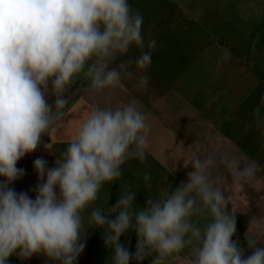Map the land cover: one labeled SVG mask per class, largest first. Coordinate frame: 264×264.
<instances>
[{
	"label": "clouds",
	"instance_id": "9594fccd",
	"mask_svg": "<svg viewBox=\"0 0 264 264\" xmlns=\"http://www.w3.org/2000/svg\"><path fill=\"white\" fill-rule=\"evenodd\" d=\"M142 24L143 15L128 0H0V264H8L13 255L76 264L85 247L82 213L97 200L104 183L123 175L126 161L145 160L147 115L136 101L115 108L95 105L55 167L49 169L42 158L34 161L39 181L35 199L10 187L24 175L17 162L41 145L42 135L54 124L63 123L68 105L63 97L75 78L89 80L92 93L122 86L132 76L133 62H121L118 68L109 64L132 46L140 49L136 69L146 73L157 42L150 37L144 51ZM149 79L141 75L136 88L146 89ZM49 84L54 108L46 99ZM262 107L264 97L254 109L257 127H264ZM220 166L236 186L254 181L259 168L256 161L228 152L218 160L194 154L187 182L166 198L148 196L146 207L140 208L134 207L136 192L121 191L107 213L92 207L90 223L104 229L112 264H141L147 257H152L151 264H166L193 245L190 264H264V247H248L251 253L245 256L233 239V198L221 188V176L213 175ZM143 179L148 182L150 175ZM202 217L211 218L203 227L194 222ZM130 230L136 235L134 253L120 243Z\"/></svg>",
	"mask_w": 264,
	"mask_h": 264
},
{
	"label": "rangeland",
	"instance_id": "374dc122",
	"mask_svg": "<svg viewBox=\"0 0 264 264\" xmlns=\"http://www.w3.org/2000/svg\"><path fill=\"white\" fill-rule=\"evenodd\" d=\"M128 3L143 15L144 51L149 50L150 37L157 46L146 73L136 69V46L115 57L117 65L133 62L132 76L122 80L123 86H129L135 98L162 99L167 112L183 114L188 129L183 138L196 149L217 140L264 160L259 158L264 127H257L254 116L264 97V0ZM144 74L150 77L147 88L137 89ZM217 130L220 134L212 137ZM104 186L114 190L111 184Z\"/></svg>",
	"mask_w": 264,
	"mask_h": 264
},
{
	"label": "crops",
	"instance_id": "0c3cea01",
	"mask_svg": "<svg viewBox=\"0 0 264 264\" xmlns=\"http://www.w3.org/2000/svg\"><path fill=\"white\" fill-rule=\"evenodd\" d=\"M109 68H118L117 60L114 59L109 64ZM89 86L90 81L82 75L75 78L74 84L63 97L68 101L64 109L66 116L63 123L59 126L54 124L49 134L42 135L41 145L17 162L16 167L23 169L24 175L10 185L17 193H27L30 198L35 199L34 189L39 183L34 170V161L37 158L44 159L49 169L55 167V160L61 159V152L66 150L69 142L75 138L81 123L93 106L115 108L133 99L136 101L137 106L147 115L149 147L146 158L143 162L138 159L126 161L121 166L123 175L116 181L104 183L97 200L82 213L81 234L85 235L83 241L85 247L76 264H112L113 249L105 246L104 229L96 228L90 223L92 207H100L107 213L108 207H112L117 202L121 191L136 192L134 207L140 208L146 207L148 196L153 199L166 198L181 182H187V172L192 170L190 164L194 154L201 157L213 155L218 160L220 154L228 152L231 155L242 157L245 162L253 160L257 162L259 168L256 178L250 184L234 185L231 176L222 166L214 169L213 175L221 176V188L225 190L226 195H231L233 198L229 205L230 209L235 208L236 214V234L233 238L238 240L240 246L245 249V256L251 253L248 247H264V160L253 158L247 150L237 153L235 146L215 143L217 140H210L211 144L203 145L197 151V145L189 144L188 140L183 138L188 130L186 120L182 117L183 114L167 112L166 106L161 107L162 99L151 98L142 101L131 94L129 86H123V84L117 88L105 89L100 93L90 92ZM46 99L54 108L56 97L51 93L50 84ZM219 134L217 130L216 134H211V136L217 137ZM262 153L264 150L261 151L259 158L264 159ZM175 165L176 170L173 172L171 169ZM145 173L150 175L148 182L143 179ZM3 182L4 178L0 177V183ZM109 184L114 187L113 191L109 190L111 187L104 186ZM110 218H114V215ZM210 219V217L194 218V222L203 227ZM120 243L134 253L135 233L131 230L126 232L121 236ZM194 247V245L187 246L181 252L173 254L166 264H190ZM155 255L153 253V257ZM151 260L152 257H147L141 264H151ZM8 264H52V262L43 255H33L29 259H21L13 255L9 257ZM130 264H138V262L131 260Z\"/></svg>",
	"mask_w": 264,
	"mask_h": 264
},
{
	"label": "trees",
	"instance_id": "16d2710c",
	"mask_svg": "<svg viewBox=\"0 0 264 264\" xmlns=\"http://www.w3.org/2000/svg\"><path fill=\"white\" fill-rule=\"evenodd\" d=\"M234 239V238H233Z\"/></svg>",
	"mask_w": 264,
	"mask_h": 264
}]
</instances>
